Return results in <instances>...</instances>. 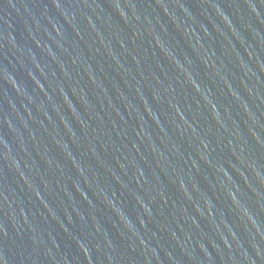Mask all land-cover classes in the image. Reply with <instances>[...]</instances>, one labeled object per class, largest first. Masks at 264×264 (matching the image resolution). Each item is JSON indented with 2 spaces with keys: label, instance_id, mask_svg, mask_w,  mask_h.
Wrapping results in <instances>:
<instances>
[{
  "label": "water",
  "instance_id": "1",
  "mask_svg": "<svg viewBox=\"0 0 264 264\" xmlns=\"http://www.w3.org/2000/svg\"><path fill=\"white\" fill-rule=\"evenodd\" d=\"M0 264H264V0H0Z\"/></svg>",
  "mask_w": 264,
  "mask_h": 264
}]
</instances>
